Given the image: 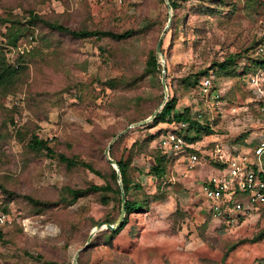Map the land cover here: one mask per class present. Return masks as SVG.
Masks as SVG:
<instances>
[{"label": "rangeland", "instance_id": "obj_1", "mask_svg": "<svg viewBox=\"0 0 264 264\" xmlns=\"http://www.w3.org/2000/svg\"><path fill=\"white\" fill-rule=\"evenodd\" d=\"M177 1L173 11L165 0H0L3 17L25 21L33 11L71 28L134 31L124 39L96 40L38 23L16 46L4 47L8 61L23 64L24 71L11 92H0V183L16 193L0 187V213L6 217L0 224V264H72L92 224L116 220V198L102 203L99 192L91 191L72 203L59 198L68 197L66 186L105 181L110 168L104 149L110 139L164 100L162 63L167 97H176L177 109L189 106L212 132L202 131L193 144L196 164L187 165L188 152L173 155L162 176L149 168L161 153L160 137L174 123L147 120L112 142L116 158L132 152L128 171L140 186L130 190V197L147 202L127 214L113 237L90 240L81 264H264V208L227 216L213 211L200 190L217 172L215 149L250 151L262 128L264 99L248 78L259 73L264 80V68L245 67L257 54L264 56L258 50L264 47V0ZM169 12L157 57L160 72L146 73L148 52L155 50ZM230 53L240 54L237 72L211 74L210 92L204 94L200 82H187ZM181 130L196 132L187 125ZM31 133L47 139L57 152L91 161L104 176L68 168L56 157L29 149ZM22 194L53 203L34 207Z\"/></svg>", "mask_w": 264, "mask_h": 264}, {"label": "trees", "instance_id": "obj_2", "mask_svg": "<svg viewBox=\"0 0 264 264\" xmlns=\"http://www.w3.org/2000/svg\"><path fill=\"white\" fill-rule=\"evenodd\" d=\"M171 8L173 11L179 6V3L177 0H169ZM167 5V4H166ZM168 7V6H167ZM207 8L211 9L213 6L206 5ZM175 14L173 13L172 16ZM172 18V17H171ZM38 23H42L50 27L51 29L64 32L69 34L72 37L75 38H90L93 37L96 40H99L101 37H109L112 39H124L133 34V29H125L122 31H114L110 29H99V28H71L61 22L48 20L44 18L42 15L30 11L29 16L25 21H22L16 17H3L0 16V35L2 37V40H0V92H3L4 94L9 93L13 90L15 87L17 81L19 80L21 73L24 71L23 64H13L8 61V58L6 56L4 47L7 46H16L18 40L29 34L31 27L35 26ZM4 26V31L1 29V26ZM255 51H257L255 48ZM257 54V53H256ZM239 53H230L227 56H225L220 61H215L214 65L208 69L204 68L199 70L197 73H195L192 80L187 79V82H190L191 84L200 82L203 77H210L211 74L222 72L223 74L227 75H233L237 72L236 69V59L239 57ZM251 63L249 65H246L245 70L252 69L253 72L258 68H264V56L257 54L255 57L251 59ZM145 72L146 73H154V72H160V63L158 61V58L155 54V50L151 49L148 52V56L145 61ZM248 66V67H247ZM252 74V73H251ZM215 82V81H214ZM262 84L264 85V80L262 81ZM162 85V84H161ZM163 88V86H162ZM214 88L213 86L211 87ZM164 92V90H163ZM176 97L174 95L168 96L165 103L158 109L156 112L154 118L152 119V122L158 123V122H171V123H180V122H186L187 127L196 129V132L194 134H188L185 131V141L188 143H195L197 139L200 138L201 132H212L208 123H200L196 118H194L191 114V109L189 106H185L183 109H177L176 108ZM152 113V112H151ZM150 113V114H151ZM256 140L251 146V149L255 146ZM26 146L34 151H42L46 155L50 157H56L58 161L63 162L66 167L68 168H76V167H82L89 169L97 174H100L102 176L103 173L94 166V164L89 161L85 160L77 155L71 154L67 155L63 152H57L54 150L52 145L49 144L47 139L39 137L35 133H31L30 136L27 139ZM161 148V146H160ZM185 152H195L192 147H186ZM109 153L114 158L118 164L121 181L124 189V198H125V216L121 222V224L116 227L115 229L110 228H100L97 230L91 238V241L97 237H102L104 239H108L110 237H113L117 232H119L123 226L125 225L127 221V214L134 211L137 208H142L146 204L145 199H138L136 197H130V190L132 188H138L140 185L138 182H135L131 180L128 167L131 161L132 152L130 151L126 158H116L113 156L112 148L110 145ZM174 157L173 155H167V153L162 151L161 153L154 155L153 157V164L149 168V172L156 175V176H162L166 169V163L168 158ZM264 159V153L261 155V165L262 161ZM107 163L109 165L110 171L108 173V177L105 178V181L103 183H90L85 187H74V186H66L65 190L68 194V197L61 196L59 200L72 203L74 202L79 196H82L86 194V192H99L100 194V201L102 203H108L110 201H113L114 198L117 200V204L120 208L121 206V190L120 185L117 180V171L115 167L108 161ZM217 166H222V164L218 161H216ZM256 166V164H254ZM0 187L4 192L10 195H15L16 193L10 189H7L3 184L0 183ZM246 194L244 193H238L234 196L235 199H242L245 197ZM23 198H25L31 205L34 207H48L53 202L47 199H41L38 197H34L30 194H22ZM120 213V210H119ZM119 215V214H118ZM104 221L108 222H114L113 219L106 218ZM98 223V222H97ZM95 223L92 224L95 225ZM261 234L264 235V228L261 231ZM90 242L88 245L84 248H82L78 253V264H81L80 262V256L81 252H84L89 247ZM33 258L37 259L40 258L39 255H30ZM48 262V261H45ZM220 264H226L224 260L221 261Z\"/></svg>", "mask_w": 264, "mask_h": 264}, {"label": "built area", "instance_id": "obj_3", "mask_svg": "<svg viewBox=\"0 0 264 264\" xmlns=\"http://www.w3.org/2000/svg\"><path fill=\"white\" fill-rule=\"evenodd\" d=\"M259 51L264 47L258 46ZM249 83L253 91L264 99L263 77L259 73L249 75ZM201 90L207 94L210 87V78L203 77L200 83ZM264 110V103L261 108ZM175 128L168 130L159 139L162 151L167 155H184L186 147H192L193 143L185 141L181 129L186 122L174 123ZM264 153V122L256 139L255 146L250 151H224L217 147L214 156L222 166H217V172L207 177L200 186V190L206 200L209 201L213 211L221 212L227 216L246 215L264 208V168L261 165V155ZM196 152H188L186 163L190 167L198 162ZM256 164V166H254ZM238 193L246 194L242 199H235ZM6 217L0 213V224Z\"/></svg>", "mask_w": 264, "mask_h": 264}, {"label": "water", "instance_id": "obj_4", "mask_svg": "<svg viewBox=\"0 0 264 264\" xmlns=\"http://www.w3.org/2000/svg\"><path fill=\"white\" fill-rule=\"evenodd\" d=\"M166 1V4L168 6V9H171V5H170V2L169 0H165ZM171 22V13L169 12V15H168V20L166 22V25L164 26V29L163 31L161 32L158 40H157V43H156V46H155V54L156 56H161V44H162V39H163V35L166 31V29L169 27V24ZM162 76H161V84L163 86V90H164V100L161 104L160 107H162V105L165 103V101L167 100V95H168V91H167V85H166V80H165V65L162 63ZM158 111V109H155L148 117L146 118H143L141 120H138V121H135V122H132L130 123L129 125H127L124 129L120 130L119 132L116 133V135H114L110 141L108 142L107 146L105 147L104 149V153H105V156L106 158L108 159V161L115 167L116 171H117V180H118V183L120 185V190H121V206H120V213L119 215L117 216L116 220L114 222H108V221H100L98 223H96L90 230L89 234H88V237L86 239V242L85 244L83 245V247L79 248L74 256H73V259H72V264H78V261H77V257H78V253L79 251L86 247L88 245V243L90 242L91 238H92V235L97 231L99 230L100 228H110V229H115L116 227H118L124 216H125V198H124V189H123V185H122V181H121V176H120V171H119V167H118V164L116 162V160L114 158H112L110 156V153H109V148H110V145L112 144V142L118 137L120 136L122 133H124L125 131H127L130 127L132 126H136V125H139V124H142L144 122H146L147 120H151L154 118L156 112Z\"/></svg>", "mask_w": 264, "mask_h": 264}]
</instances>
